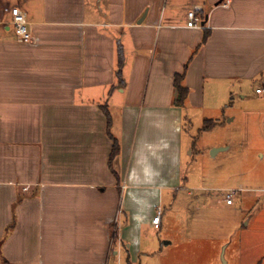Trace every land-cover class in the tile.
<instances>
[{"label":"crops","instance_id":"crops-1","mask_svg":"<svg viewBox=\"0 0 264 264\" xmlns=\"http://www.w3.org/2000/svg\"><path fill=\"white\" fill-rule=\"evenodd\" d=\"M12 8L32 43L18 40L4 11ZM190 11L203 29L186 28ZM185 66L188 96L176 106L173 80ZM263 87L264 0H0V264H215L213 251L203 259L183 250L187 239L155 250L142 232L162 227L161 216L151 224L149 200L189 191L184 113L229 112L228 123L248 133L234 143L239 153L252 166V156L263 161L264 97L255 93ZM108 133L120 150L111 168ZM231 149L222 144L211 158ZM246 178L207 190L218 203L191 204L218 215L249 194L226 217L227 264H264V186ZM225 190H235L231 205ZM217 220L212 242L221 247L228 238Z\"/></svg>","mask_w":264,"mask_h":264},{"label":"rangeland","instance_id":"rangeland-1","mask_svg":"<svg viewBox=\"0 0 264 264\" xmlns=\"http://www.w3.org/2000/svg\"><path fill=\"white\" fill-rule=\"evenodd\" d=\"M233 101L237 104L239 102L238 97H233ZM231 116L232 115L227 111L224 113H184L185 128L182 133L184 151L181 154L180 162V167L182 168L184 176L182 180H184V183L181 184L189 191H163L160 193V204L158 202L154 204L153 199L149 200L150 203L148 207H150L147 211H155L156 213L157 209L155 205H158L157 207H160V216L162 218L161 230L150 232L147 231L145 227L142 229L143 235L147 237V242H149L151 246H154L155 250H159V243L163 244L164 241L173 240L174 245L180 246L183 243L179 241L187 239L191 243L187 244L188 246H186L185 249L183 248V250L188 251L189 254L198 252L204 259L207 252L213 251V261H215V264H222V257L227 264L229 259L228 255L224 252V247H228L229 244L230 236L228 237L227 234L229 228H231V224H228L229 221L226 217H233L232 213L236 205L242 201V198L249 194H238L235 197V205L232 209L220 207L219 209L222 211H219L218 215L217 212L214 211L215 216L212 214L211 209H196L193 203L203 202L208 196H213L211 203H218L217 201L220 199L218 198L219 195L207 190L233 184L236 185L237 179L239 178L247 177L246 180L249 182L247 183L248 186H264L260 183L262 181L260 175H264V160L259 161L255 156H252V166L250 160H247L248 157L242 156L239 153V148L234 143L236 141L237 144L239 139L247 137L248 133L247 131L243 132L240 129H236L239 127L238 124L228 123ZM217 121L220 123L209 128L210 123H216ZM205 128L208 129L206 130ZM257 133L259 135L256 138L261 137L264 139V127L261 126L260 131H257ZM253 138H255V136ZM222 144L232 145V149L226 154H220V162H214L211 158L212 150H215ZM216 165L221 169V177L219 178L221 183L218 182V178H213V169ZM249 176L251 177L250 179H248ZM147 180L148 179L140 178L139 183L143 184ZM150 181H154V179L151 178L149 179V182ZM250 183L252 185H249ZM188 193L191 195H188ZM141 196L144 197L146 194H141ZM201 198L203 200H200ZM263 202L262 200V203ZM128 203L129 200L126 196L123 198L122 205L127 208ZM243 214L245 215L246 213L243 212ZM243 214L240 213L236 215L235 223H240V220L244 217ZM218 218L221 219L220 222L222 223L220 237L223 238L227 235L228 238L225 243L226 245L221 247H218L216 242L214 244L212 242L216 240L218 236L216 230L214 231L213 229V221H216ZM113 229L115 230L114 223L112 230ZM166 246L169 253H173V251L180 249H177L175 246L169 249L168 245ZM141 259L144 262L146 261L144 258ZM205 259L204 264H209L208 261L207 263L205 262Z\"/></svg>","mask_w":264,"mask_h":264},{"label":"built area","instance_id":"built-area-1","mask_svg":"<svg viewBox=\"0 0 264 264\" xmlns=\"http://www.w3.org/2000/svg\"><path fill=\"white\" fill-rule=\"evenodd\" d=\"M5 12H8L11 16L10 25L13 26L14 32L20 42L23 43H32L34 41L33 34L31 33L30 24L27 23L23 13L18 8L5 9ZM187 29L201 30L203 25H201V18L196 15L194 11H190L187 14ZM257 95L264 97V87L258 88L255 90ZM122 188H124L122 186ZM235 195V190H225L224 191V200L227 205H231L233 202V197ZM160 208L157 209L156 215L152 218L151 224L157 228L160 224ZM117 223V220H115Z\"/></svg>","mask_w":264,"mask_h":264},{"label":"trees","instance_id":"trees-1","mask_svg":"<svg viewBox=\"0 0 264 264\" xmlns=\"http://www.w3.org/2000/svg\"><path fill=\"white\" fill-rule=\"evenodd\" d=\"M119 64H121V55H120V60H119ZM186 71V66L184 67V71L181 74H176L174 76V80H173V87H174V91H175V104L176 106H183L187 96H188V89H186L183 85H182V81L184 78V74ZM104 116L106 118V122H107V131L109 132L110 126H111V121H110V117L109 114L103 110ZM216 123H210L209 128L214 126ZM206 130L208 128H205ZM108 137L110 138V140L112 141V147H111V152L109 155V167L111 168V165L113 163V160L116 158V156L119 154L120 150H119V145L117 143V141L112 138V136L108 133Z\"/></svg>","mask_w":264,"mask_h":264},{"label":"water","instance_id":"water-1","mask_svg":"<svg viewBox=\"0 0 264 264\" xmlns=\"http://www.w3.org/2000/svg\"><path fill=\"white\" fill-rule=\"evenodd\" d=\"M222 264H226L223 257H222Z\"/></svg>","mask_w":264,"mask_h":264}]
</instances>
